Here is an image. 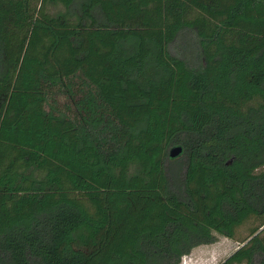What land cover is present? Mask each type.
<instances>
[{
  "label": "trees",
  "instance_id": "16d2710c",
  "mask_svg": "<svg viewBox=\"0 0 264 264\" xmlns=\"http://www.w3.org/2000/svg\"><path fill=\"white\" fill-rule=\"evenodd\" d=\"M263 168L264 0H0V264H264Z\"/></svg>",
  "mask_w": 264,
  "mask_h": 264
},
{
  "label": "rangeland",
  "instance_id": "374dc122",
  "mask_svg": "<svg viewBox=\"0 0 264 264\" xmlns=\"http://www.w3.org/2000/svg\"><path fill=\"white\" fill-rule=\"evenodd\" d=\"M248 226H242L238 230L241 237L246 235ZM215 235V243L194 248L189 255L182 258L180 264H219L240 246V243L233 239Z\"/></svg>",
  "mask_w": 264,
  "mask_h": 264
},
{
  "label": "water",
  "instance_id": "95a60500",
  "mask_svg": "<svg viewBox=\"0 0 264 264\" xmlns=\"http://www.w3.org/2000/svg\"><path fill=\"white\" fill-rule=\"evenodd\" d=\"M182 153V147L180 145L174 146L169 149L168 156L169 158H175Z\"/></svg>",
  "mask_w": 264,
  "mask_h": 264
}]
</instances>
